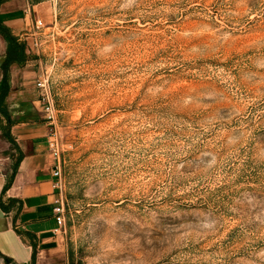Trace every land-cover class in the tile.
<instances>
[{
  "label": "rangeland",
  "instance_id": "1",
  "mask_svg": "<svg viewBox=\"0 0 264 264\" xmlns=\"http://www.w3.org/2000/svg\"><path fill=\"white\" fill-rule=\"evenodd\" d=\"M16 5L54 103L64 264H264V0Z\"/></svg>",
  "mask_w": 264,
  "mask_h": 264
},
{
  "label": "crops",
  "instance_id": "2",
  "mask_svg": "<svg viewBox=\"0 0 264 264\" xmlns=\"http://www.w3.org/2000/svg\"><path fill=\"white\" fill-rule=\"evenodd\" d=\"M31 10L17 7L16 0L0 2V23L25 43L27 55L24 63L9 68L5 103L11 122L0 115V252L18 264H64L53 210L56 161L36 88L40 69L29 61Z\"/></svg>",
  "mask_w": 264,
  "mask_h": 264
},
{
  "label": "built area",
  "instance_id": "3",
  "mask_svg": "<svg viewBox=\"0 0 264 264\" xmlns=\"http://www.w3.org/2000/svg\"><path fill=\"white\" fill-rule=\"evenodd\" d=\"M43 26V22L41 20L36 21V29H39ZM36 46H38V42L36 41ZM36 88L39 96V100L44 104L43 112L44 118L48 121L50 125H52L55 120V112H54V103L50 94L49 86H48V77L44 74H39L37 79ZM50 146L51 151L54 157L58 158V152L55 148V143L53 141L52 135L50 136ZM53 187L56 191V197L54 200V213L55 218L58 224V231L61 232L65 225V203H64V187L62 184V171L59 164H56L53 168Z\"/></svg>",
  "mask_w": 264,
  "mask_h": 264
},
{
  "label": "trees",
  "instance_id": "4",
  "mask_svg": "<svg viewBox=\"0 0 264 264\" xmlns=\"http://www.w3.org/2000/svg\"><path fill=\"white\" fill-rule=\"evenodd\" d=\"M3 0H0L2 2ZM0 34L7 43L6 57L2 64L3 79L0 85V115L5 116L8 122H11L9 112L6 106V98L10 91V83L8 79L9 68L14 63H24L27 60L25 52V43L14 36L11 31L4 25H0ZM7 259L11 260L9 257Z\"/></svg>",
  "mask_w": 264,
  "mask_h": 264
},
{
  "label": "bare ground",
  "instance_id": "5",
  "mask_svg": "<svg viewBox=\"0 0 264 264\" xmlns=\"http://www.w3.org/2000/svg\"><path fill=\"white\" fill-rule=\"evenodd\" d=\"M169 256V255H168ZM157 260V259H156ZM163 260V259H162ZM165 260V259H164Z\"/></svg>",
  "mask_w": 264,
  "mask_h": 264
}]
</instances>
